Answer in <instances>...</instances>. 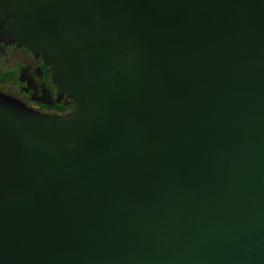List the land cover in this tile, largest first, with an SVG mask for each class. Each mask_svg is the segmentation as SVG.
<instances>
[{"label":"water","instance_id":"obj_1","mask_svg":"<svg viewBox=\"0 0 264 264\" xmlns=\"http://www.w3.org/2000/svg\"><path fill=\"white\" fill-rule=\"evenodd\" d=\"M4 14L100 107L38 148L0 103V264H264V0H0ZM78 131V150L48 152Z\"/></svg>","mask_w":264,"mask_h":264},{"label":"rangeland","instance_id":"obj_2","mask_svg":"<svg viewBox=\"0 0 264 264\" xmlns=\"http://www.w3.org/2000/svg\"><path fill=\"white\" fill-rule=\"evenodd\" d=\"M9 15L4 14L0 18V103H7V106H10L11 113L20 120L22 130L26 135L32 136L34 147L44 148L55 145L68 135L67 126L72 125L73 121L82 124L90 118L99 109V101L92 94L86 96L71 93L57 75L59 64L50 60L46 54L22 44L11 34L13 18ZM114 60L119 64L128 81H132L137 66L133 51L124 47L116 53ZM20 64L30 65L32 74L29 75L32 76H26L25 72L19 74L17 71ZM18 77L22 83H26L27 89L32 94L31 101L48 108L55 106L64 108H54L44 112L46 110H35L26 106L23 100L5 87L6 82L11 85ZM79 134V131L76 132L74 142L48 149V152L59 154L64 152V149L78 150L82 143Z\"/></svg>","mask_w":264,"mask_h":264},{"label":"flooded vegetation","instance_id":"obj_3","mask_svg":"<svg viewBox=\"0 0 264 264\" xmlns=\"http://www.w3.org/2000/svg\"><path fill=\"white\" fill-rule=\"evenodd\" d=\"M5 48H8V47L5 46ZM9 49H11L10 46H9ZM17 72L19 74H21L22 72H25L26 73V76L27 75L28 76H32V75H29V74H32V73H31V66L28 65V64L27 65L26 64H20L19 65V69H18ZM9 74H14V73H9ZM18 80H19V77H18V79L16 78V82H13L11 85H9L8 82H6L5 87H6V89H9L10 92L13 91L16 97H18L21 100H23L22 102L26 106H28L30 108H33L35 110H40V109L46 110L44 112H47L49 109L52 110L54 108H64V107H57V106H55L54 108H48V107H45V106H43V105H41L39 103H36V102L31 101L30 98L32 97V94L27 89L26 83L25 82L22 83L20 80L19 81ZM40 112H43V111H40Z\"/></svg>","mask_w":264,"mask_h":264}]
</instances>
